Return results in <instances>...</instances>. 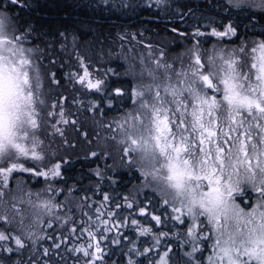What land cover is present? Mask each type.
<instances>
[{
  "label": "snow or ice",
  "instance_id": "snow-or-ice-1",
  "mask_svg": "<svg viewBox=\"0 0 264 264\" xmlns=\"http://www.w3.org/2000/svg\"><path fill=\"white\" fill-rule=\"evenodd\" d=\"M154 2L157 8L169 4V0ZM102 3L133 6L130 0H118V5L115 0ZM13 7L23 5L19 0H0V257L7 258V264H49L53 258L56 264H67L60 254L63 248L73 264H108L105 246L126 242V264H264V40L251 41L254 46L241 41L230 50L214 45L209 54L201 49L200 38L207 35L200 30L202 25H195L190 36L170 29L194 41L188 49L192 62L187 70L182 67L176 72L159 59L150 67L143 55L132 57L126 74L132 77L128 95L133 108L124 114L123 123L102 125L111 132L112 123L116 124L119 139L115 135L106 139L115 140L122 148L121 160L133 172H140L136 179L142 182L134 186L135 194L118 193L111 188L116 181L99 169L95 170L97 186L91 189L57 188L52 185L60 182L62 164L53 160L63 157L51 151V144L46 145L41 135L58 136L67 143L65 129L70 126L87 140L84 120L70 117L90 111L93 120L103 117V106H110L124 92L117 88L113 96L103 80L92 78L90 65L75 51L73 37L76 71L61 78L66 76L74 91L85 98L78 101L76 96L69 99L58 94L54 102H47L45 78L49 85L60 83L49 67L56 60L38 46L24 47L33 29L17 25L19 14L9 11ZM213 7L221 13L227 9L229 22L221 21L223 31H219L213 26L217 21L209 17L203 27L221 40L236 36L237 28L230 20L233 9L246 14L253 24L264 22V0H228L227 5ZM187 12L193 14L191 8ZM184 14L178 12L181 19ZM59 35L67 40L64 33ZM119 39L125 41L128 36ZM44 43L50 48L58 41ZM65 47L60 43L61 50ZM120 47L119 55L128 59L123 43ZM156 51L164 56L163 50ZM202 51L206 60L201 58ZM37 53L39 60L34 62L31 57ZM45 58L49 65L42 73L39 61ZM148 58H152L151 51ZM72 107L83 108V113H72ZM16 172L43 177L45 188L33 193L22 181L14 180V193L9 179ZM105 178L109 190L99 186ZM249 188L258 193L255 203L237 202V196L243 198ZM88 191L98 198L74 199L75 194ZM48 192L52 196L42 199ZM59 195L64 199L57 200ZM18 197L28 205L29 216L17 207ZM61 207L63 215L58 211ZM10 211L15 215L10 217ZM49 229L60 234L50 235ZM44 242H50L51 248L43 247ZM25 250L26 258L11 259L23 256ZM0 264L6 260L0 258Z\"/></svg>",
  "mask_w": 264,
  "mask_h": 264
},
{
  "label": "trees",
  "instance_id": "trees-1",
  "mask_svg": "<svg viewBox=\"0 0 264 264\" xmlns=\"http://www.w3.org/2000/svg\"><path fill=\"white\" fill-rule=\"evenodd\" d=\"M91 1H94V3L90 2V0H19V3L21 5L24 4L23 9H21V7H13L9 9L10 12L19 14L15 17V22L18 26H31V28L33 29L32 35L28 37L29 42H26L25 45H29V48L33 47L34 49L38 46L39 49L47 51L52 55V58L56 60L55 65H49L48 59L46 58L43 59L42 62L49 65L51 72L56 73V80L58 79L60 81L59 87L65 86L68 83L67 77L65 76V78L62 79V75L68 73L69 71L74 72L76 70L75 57L74 55H71L73 53L72 39L73 37H75L74 34L76 33L70 36V33L73 32L70 30L74 29L72 22H70V19L73 18L76 14V9L79 8L81 4H90L92 5V7H90L92 9V13H99L102 16L101 22H103V20L107 17H110L112 19L115 18V22H113L114 24L110 28L113 29L112 32L115 31L116 35H110V32L102 33V31H109V29H104L100 31V33H98L99 36L103 39L104 47L106 48V46H108L109 51L106 50L105 52H101L99 54L95 53V55H92L87 53L86 50L82 47L84 42H77L76 40L75 51L85 58L86 64L90 65V72L102 77L101 73L104 71L103 81L108 85V91H110L113 96H115V89L117 88L122 89L124 95L122 98L113 99L110 106H103L102 111L104 112V115L103 117H95V126L92 123L94 121L93 117L90 116V114H92L91 111L87 115H73L70 117L71 119H83L86 125L84 131L91 128H96L98 143L91 151L86 152L83 151L82 147H80L79 142H76L75 145L78 148L77 152L64 153L63 155H61L63 157V160L56 162H60L64 166L63 170L61 171L63 175L61 176V178H57V180H59L60 182L54 184L55 187H59L60 185L63 188L67 185L75 187V183L79 175L83 174L84 177L88 176L84 168L88 167L94 158L98 163V161L103 157V155L99 154L104 152L98 151L99 148L103 145V142L105 140L103 138V134L107 133V129L102 125L106 126L108 123H111L114 120L123 117L126 112L131 111L129 107L133 103V99L129 98L128 89L130 87L129 82L132 81V77L126 74L128 67L124 69L126 62L124 60V55H115L116 52H121V43H123L124 53H130L132 51L137 52L142 49L146 50L148 49L146 48L147 45H152L151 49H156L159 46L166 48L165 44L172 49L177 45V47L180 49L181 44H190L194 41L192 39H185L184 37H180L176 33L171 32L170 29L176 28L178 32L184 33L186 36H190V34L196 30L195 25H197L192 21L193 18H191L195 13L196 8L194 7L199 8L202 11L201 13L213 12L214 14H216L214 10L218 9L219 7L214 8V4H228V0H169V4L162 5L160 8H157L155 3L153 2L149 4V1L143 2L140 0H130L131 4L133 5L132 7L121 8L119 6H111L110 4L102 3V0ZM26 2L30 3L34 8H38V6H41L44 9L43 15L41 14L42 16H40L37 13V8H28L25 4ZM76 3L78 4V6L76 5ZM115 3L118 5V0H115ZM189 8L193 10V14L191 15H189L187 12V9ZM179 11H184L185 14L183 19H181L178 15ZM232 11V15H234L235 17L242 14L239 9H233ZM216 12L217 15L218 13H221V11ZM121 14L124 16V20L127 21V28L122 32L118 31L122 25H115V23L117 22L123 23L122 20L117 21L116 19ZM219 15L222 17L221 19H214L215 17L212 16L209 17L217 21V23L213 26L217 27L219 31H223V29L219 28V22H229L228 20H225L227 9ZM129 17H131L132 20L129 21ZM230 20L233 23V26L237 28V33L236 36L225 37V39L228 41H234V45L240 44L241 41L248 42L254 40H264V35H261V33H264V22L253 24L247 18L244 22L245 18H242V20L239 21L234 17H230ZM93 22L94 21H90V19L88 18H83V20L79 21L78 23L81 28L85 30V33H82V39L84 41L89 36L90 25L93 27H97V24ZM208 22L209 21L207 18L201 24L202 27L200 30L207 33L206 36L200 38L201 45H212L218 38L211 35L210 29L203 27V25L208 24ZM246 29H248V32H243ZM53 32H55V34L58 36V43H55L53 47L46 48L44 41L52 38V36H54ZM60 33H64L67 37V40H63L59 35ZM146 34L151 36L145 39L144 36ZM124 35H127L128 39L125 41H121L119 37ZM132 36H134L135 38L132 39ZM237 36H239V39H237ZM151 37H157V40H153ZM142 39L145 40V43H143ZM60 43L66 44L65 49L61 50ZM138 46H140V48H137ZM36 56L39 57V54L37 53ZM31 58L34 62H36L33 57ZM67 60H69V62H67ZM62 63L64 64L63 67H61ZM69 65H71V67H69ZM93 69H98L99 72L97 73L93 71ZM109 69H111V71H109ZM46 71L47 69L43 64H41V72L44 73ZM114 72L116 73V76H113ZM44 84L49 90L51 89L52 100H55L59 89L54 85V83L49 85L48 80H44ZM76 92L77 91H74V89H71V93L68 94L67 97L71 99L73 96H76ZM90 98L91 100L96 99L92 96H90ZM71 112L82 114L83 110L78 107H72ZM91 152L98 153V156L92 158ZM65 161L67 163H65ZM25 166L27 167L28 165ZM28 173L29 172H19L18 174H15L12 182L9 184V187H13L15 185L14 180H17L19 176L30 177L31 179H33L30 175H28ZM117 175L125 178L127 176V173L121 172ZM31 183L33 182L26 181L22 185L28 186ZM30 186L33 187L32 189H39L37 184H31ZM74 197L78 196L75 195ZM92 198L96 199L95 197ZM9 215L11 217L13 215V212L10 211ZM52 232L57 231H48L49 234ZM42 246L45 247V243H43ZM47 246L48 248L51 247L50 244H48ZM172 247H175V245H172ZM180 250L181 249H177V251ZM60 254L66 261L70 260L71 262H73V260L70 259L71 257L69 256V254L64 252L63 248L60 250ZM27 255L28 253L25 250L23 256H12L11 259H23L26 258ZM72 255L74 256L75 254ZM108 256L111 257V259L108 260V264H126V261H123L122 258L124 257V254L120 251H114L113 255L112 253H109ZM108 256H106V260L108 259ZM0 258H4L7 264V258ZM135 258L136 257H133V259ZM140 259L143 258L141 257ZM144 264H148V262L145 261Z\"/></svg>",
  "mask_w": 264,
  "mask_h": 264
},
{
  "label": "rangeland",
  "instance_id": "rangeland-1",
  "mask_svg": "<svg viewBox=\"0 0 264 264\" xmlns=\"http://www.w3.org/2000/svg\"><path fill=\"white\" fill-rule=\"evenodd\" d=\"M140 1L148 2L149 0H140ZM181 1H184V0H181ZM152 2L155 3L154 0H152ZM23 7H24V4H23ZM23 7H21V9H23ZM36 8H34V9H36ZM194 8H196L195 9V13H194V15H192L191 18H193V20L195 21L196 24H200L201 25L206 20L207 16L205 15V13H201L202 11L199 8H197V7H194ZM37 9H38L37 13L40 16H42L43 13H44V9L41 6H38ZM71 11H72V9H71ZM198 16H201V17H203L205 19H196ZM55 32H53L54 36H52V38L48 39L47 41L57 40L58 36L55 34ZM84 33H85V30H84ZM142 41H143V43H145L144 39H142ZM256 41H259V40H256ZM229 42L230 41H228L226 39L218 40L212 45H201V49L202 50H207L208 53L210 54V51H211V49L213 48L214 45L218 49H225V50H230V48H235V47L240 45V44L234 45V43H231V45H230ZM245 43L249 44L250 46H254V45H251V41H248V42H245ZM192 44L193 43H190V44L183 43V44H181V48L180 49L177 47V45L174 48H172V49L169 48L166 44H165L166 48H163V47L159 46L156 49L163 50V52H164V56L163 57L159 56V54L156 51V49H146V50L142 49V50H139L137 52L132 51L130 53H125L128 56V59L124 58V60L126 61L124 69L129 66V61L132 59V57H137L138 58L140 55H143L145 57V63L149 64L150 67L154 66V61L159 59L162 64H164V63L171 64L176 72H180L182 67H183L184 70H187L188 65L192 62L190 60V57H189V54H188V49L191 48ZM24 47L29 48V45H24ZM31 48H33V47H31ZM137 48H140V46H138ZM150 51L152 52L151 60H149V58H148V53ZM33 58L35 59L36 62L39 60V57H37V56H33ZM201 58H202V60H206V55L203 53V51H202V57ZM39 62H40V64H43L44 66L47 65V64L43 63L42 61H39ZM67 62H69V60H67ZM101 74H102V77L97 76L95 73H93L92 78L94 80L95 79L104 80V78H103L104 77V71ZM113 76H116L115 72L113 73ZM45 80H47V79L45 78ZM144 82L147 83L149 81L146 78ZM54 85L59 89L58 94H62L63 96H66V97L68 96V94L71 93V89H74L73 84L69 80H68V83L65 86L59 87V85H57L55 83H54ZM44 93H45L44 98L46 99L47 102L51 103V102L55 101V100H52L51 89L49 90L45 86ZM76 97H77L78 101L80 99H82V98H85L83 96L82 92H80V91L76 92ZM86 98L91 100L90 96H88ZM129 108H130V110H132L133 103L131 104V106ZM81 110H83V108H81ZM122 113H124V112H122ZM90 116L93 117L92 114H90ZM114 121H120L121 123H123L122 117L117 119V120H114ZM92 123L95 126V120ZM60 127L63 128L64 126L60 125ZM48 131L51 132L50 129ZM86 132L89 133L87 140H85V138L81 135V139H80L79 145H80V147L83 148V151L87 152V151H91L95 147V145L98 143V136H97L96 128H91L89 130H86ZM118 133H119V129H117L115 123H112V130H111V132L107 130V133L103 134V138L105 140L103 142L102 147H100L99 151H98V152H104L105 155H103V157L98 161V163H97L96 159L92 156V158H94V159L92 160L91 164L88 167L84 168V170L87 172L88 176L84 177L83 174L79 175L78 179H77V181L75 183V187L76 188L83 187V188L91 189L90 187L97 186L98 178L95 175V170L99 169L102 172V174H104L106 177H111V179L113 181H116V183H113L111 185V188L116 189V191L118 193L119 192H123L125 195H127L128 191H131V192H133V194H135L134 186H136V185H138V184H140L142 182V180L136 179V177L140 175L139 170H137L135 172L130 170L127 167L126 162L122 161L121 158H120L121 154H122L121 146L118 145L115 140L106 139L107 137H109L111 135H115L116 138L119 139ZM65 136L67 138V143H64L58 136L55 137V138H52V139H48L45 135H41V139L45 140V144L46 145L51 144V149L50 150L54 151L57 154V156H61L64 153H75V152H77L78 148L75 145V143L77 141L75 139L79 138V133L75 129H73V128H71L69 126V127H67L65 129ZM108 155H110L111 158H107ZM56 161L57 160L54 159L53 163H55ZM49 167H50V165H49ZM63 167L64 166L62 165L61 171L63 170ZM121 172H126L127 176L125 178H122V176L117 175V174H119ZM18 173L19 172L13 173V176L10 177V179H9V184L12 182V179H13L14 175L18 174ZM28 175H30L33 179H31L30 177L19 176L17 178V180H20L23 183L26 182V181H29V182H33L31 184H37L39 189H32L33 187L30 186L31 184L26 186V188L28 190H30L31 192H33V193H36L38 191H42L45 188L46 185H45L43 177H35L31 173H28ZM62 175H63V173L61 172V176ZM61 176L58 177V178H61ZM35 181H37V182H35ZM54 184H56V183H53V185H52L53 187H55ZM22 186H25V185H22ZM99 186L102 187L104 190H109V188H108V180L106 178L103 179L102 181H100ZM9 188L13 189V192L15 193L16 184L13 187H9ZM57 188H63V187L60 185ZM143 194L144 193L142 192L141 196H143ZM75 195L78 196V197H74L75 200H79L80 197H82V196L93 197V194H92L91 191L80 192V193H77ZM257 195H258V193L253 192L250 188L246 189V195L243 198L237 196V202H240V200L243 199L245 203H255V199H256ZM50 196H52V193L48 192L46 195L42 194L41 198L42 199H47ZM95 198H98V197H95ZM5 199L8 200L9 197L6 196ZM24 199L26 200L27 198L24 197ZM56 199L57 200H63L64 197H63V195H59V196L56 197ZM32 200H33V202H35L36 197L33 196ZM16 205H17L18 208H20L23 211V213H24V215L26 217L30 215V211L28 209V205L26 203H21L19 197H18V199L16 201ZM58 211H59V213L61 215L64 214L63 207H61ZM13 215H15L14 212H13ZM53 225H54L55 228L58 229V224H57V222L55 220H53ZM47 231L50 232L52 230L50 229V230H47ZM59 234H60L59 231L50 233V235H53V236L59 235ZM141 239H143V238H141ZM44 243H45V247L48 248V246H47L48 243L47 242H44ZM125 244H126V242H125ZM125 244L105 246V252L108 253V254L112 253V255H113L114 251L115 252L116 251L117 252L120 251V252H122L124 254V257H122L123 261H126L128 256H127V247L125 246ZM148 246H149L148 244L145 245V247H148ZM49 248H51V247H49ZM185 250H187V249H185ZM180 251L182 252L184 250H180ZM75 255H77V254H75ZM56 259L57 258H53L52 260H50L49 264H56ZM70 259H72V258H70ZM107 260H109V259H107ZM110 262H111V260H110ZM67 263L68 264H73V262H71L70 260H68Z\"/></svg>",
  "mask_w": 264,
  "mask_h": 264
},
{
  "label": "bare ground",
  "instance_id": "bare-ground-1",
  "mask_svg": "<svg viewBox=\"0 0 264 264\" xmlns=\"http://www.w3.org/2000/svg\"><path fill=\"white\" fill-rule=\"evenodd\" d=\"M44 1V0H43ZM90 2L94 3V1ZM27 5L28 8H33L32 5L28 2L25 3ZM76 5L78 6V4L76 3ZM92 7V5L90 4H81V6L79 8L76 9V14L74 15L73 18L70 19V22H72L74 29H71L70 31H73L72 33H70V36L74 33L75 36V40L77 42H84L83 44V48L86 50L87 53L95 55L99 54L101 52H105L106 50L109 51V47L106 46V48L104 47V42L103 39L99 36L98 33H100V31L104 30V29H109V31L104 30L102 31V33H106V32H110V35H116L115 31H113V29H111L110 27H112V25L114 24L113 22H115V18L112 19L110 17H107L103 20V22H101L102 16L99 13H92V9L90 8ZM216 14H214L213 12H205V15L207 16V18H209V16L211 17H215L214 19H221L222 17L220 15H217L216 11H221L220 8L214 10ZM250 11H255V9H251ZM208 13V14H207ZM232 18H237V20H242V18H245L244 22L246 21V14L242 13L240 15H237L236 17L234 15L231 16ZM83 18H88L90 19V21H94L93 23L97 24V27H93L90 25V31H89V36L87 37V39L84 41L82 39V34L84 33V30L81 28V26L78 24L79 21L83 20ZM206 18V19H207ZM117 21L122 20V22H117L115 23V25H122L118 31L122 32L123 30H125L127 28V21L124 20V16L121 14L118 18H116ZM196 19H205L201 16H198ZM132 20L131 17H129V21ZM193 22H195L194 20H192ZM243 22V21H241ZM69 31V32H70ZM243 32H248V29L244 30ZM101 33V35H102ZM149 36L151 35H145V39L149 38ZM153 40H157V37H151ZM225 39V38H223ZM221 40L220 38H217L216 41ZM58 41V40H57ZM214 44V43H213ZM231 45V44H230ZM116 56H119V53L116 52L115 53ZM81 139V135L79 134V138L75 139L77 142H80ZM48 244L51 245L50 242H47Z\"/></svg>",
  "mask_w": 264,
  "mask_h": 264
}]
</instances>
